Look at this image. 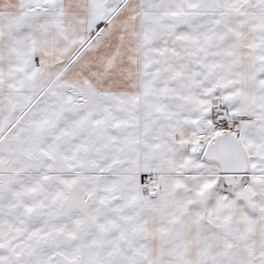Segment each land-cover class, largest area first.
<instances>
[{
	"label": "snow or ice",
	"instance_id": "obj_1",
	"mask_svg": "<svg viewBox=\"0 0 264 264\" xmlns=\"http://www.w3.org/2000/svg\"><path fill=\"white\" fill-rule=\"evenodd\" d=\"M0 264H264V0H0Z\"/></svg>",
	"mask_w": 264,
	"mask_h": 264
}]
</instances>
